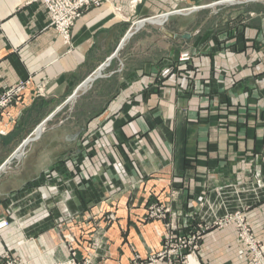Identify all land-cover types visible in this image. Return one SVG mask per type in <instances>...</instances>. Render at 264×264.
<instances>
[{"label": "crops", "instance_id": "1", "mask_svg": "<svg viewBox=\"0 0 264 264\" xmlns=\"http://www.w3.org/2000/svg\"><path fill=\"white\" fill-rule=\"evenodd\" d=\"M49 21L41 0H0V94L23 85L0 114V259L50 264L68 240L79 258L98 230V263L129 264L132 245L160 246L162 223L142 221L151 190L190 215L216 187L264 179V0H100L68 41ZM249 188L264 240V187ZM248 257L213 227L190 264Z\"/></svg>", "mask_w": 264, "mask_h": 264}, {"label": "rangeland", "instance_id": "2", "mask_svg": "<svg viewBox=\"0 0 264 264\" xmlns=\"http://www.w3.org/2000/svg\"><path fill=\"white\" fill-rule=\"evenodd\" d=\"M0 114H3V111ZM258 184L260 187H264V179H257L251 183L228 184L223 187H216L215 196L204 197L203 200H200L190 215H186V212H182L180 215L172 212L170 202L164 200L162 194L151 190V195L144 203L145 214L142 221L144 223L154 221L162 223L164 231L160 246L158 249L148 248V251L141 255L132 245L133 256L129 264H190V262L197 261V252L204 232L213 227L221 229L233 226L237 231L238 241L240 242L238 222L245 221L248 223L245 210L249 203L255 201L250 200L253 198L251 196H255L257 193L255 188H249V191L243 188L255 187ZM137 189L142 191L141 194L144 193L145 181L143 185L140 182ZM132 192L134 193V189ZM248 192H250V196H247ZM177 193L172 190L171 197L177 195ZM244 196L247 197L244 198ZM130 207H133V205L128 206V208ZM64 228L65 231L68 230V225L65 224ZM97 231L91 233L90 242L85 249L86 255L79 256V258L77 257L79 254L78 248L74 247L69 240L67 241L69 251L70 248L73 249L76 253V259L82 264H99L98 262L104 257L103 255L106 252L108 253L105 248L107 244L105 243L104 233H100V231L97 233ZM252 234L256 238L253 231ZM85 243H88V240ZM58 259L53 260L50 264Z\"/></svg>", "mask_w": 264, "mask_h": 264}, {"label": "built area", "instance_id": "3", "mask_svg": "<svg viewBox=\"0 0 264 264\" xmlns=\"http://www.w3.org/2000/svg\"><path fill=\"white\" fill-rule=\"evenodd\" d=\"M37 1V0H31ZM48 11L49 23L55 30L59 32L65 41L70 38L71 28L74 22L80 18L94 2L100 0H41ZM137 0H129L131 6ZM190 59L188 53H183L180 60L186 61ZM23 85L16 86L5 90L0 94V112L5 110L19 94ZM40 90V87L38 88ZM240 218V216H239ZM7 220L0 221V227L6 226ZM239 240L244 249L248 252V259L242 264H264V240L257 239L253 236L251 227L245 221L238 222ZM0 264H20L19 260L5 254L0 259ZM52 264H82L76 259V253L70 248L66 257L60 258Z\"/></svg>", "mask_w": 264, "mask_h": 264}, {"label": "water", "instance_id": "4", "mask_svg": "<svg viewBox=\"0 0 264 264\" xmlns=\"http://www.w3.org/2000/svg\"><path fill=\"white\" fill-rule=\"evenodd\" d=\"M187 11V10H186ZM185 10H174V11H172V12H169V13H166V14H163V16H161V17H163V18H166L168 15H170V14H173V13H185L186 12ZM154 19H156V18H152V16L151 17H148V18H146L145 20H141L140 22H138V24H137V26H139V25H141V23H143L144 21H154ZM129 36V34L125 37V39L127 38ZM189 37V34H183L182 35V38H188ZM117 49V48H116ZM117 51V50H116ZM92 78H89L88 80H86L85 82H83L82 84H81V86L80 87H82L83 85H85L88 81H90ZM80 88H78V90H79ZM77 90V91H78ZM76 91V92H77ZM75 92V93H76ZM41 127V126H40ZM4 166V164L3 165H1L0 166V170L2 169V167Z\"/></svg>", "mask_w": 264, "mask_h": 264}]
</instances>
